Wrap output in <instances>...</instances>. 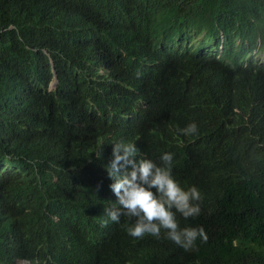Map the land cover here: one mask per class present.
<instances>
[{
    "label": "clouds",
    "instance_id": "1",
    "mask_svg": "<svg viewBox=\"0 0 264 264\" xmlns=\"http://www.w3.org/2000/svg\"><path fill=\"white\" fill-rule=\"evenodd\" d=\"M172 2L179 9L183 5V0H0V110L3 120L26 130L24 152L33 159L46 153L63 161L60 124L75 137L94 124H106L103 154L101 146L83 168L63 166L79 171L84 182L80 187L71 182L68 202L89 205L101 217L102 229L115 230L126 216L134 219L126 228L130 237L160 238L163 233L188 251L207 237L203 228H181L177 214L199 216L201 192L182 187L172 175L173 153L164 152L158 162L143 158L136 129L153 99L150 89L174 67L209 73L212 81L219 74L236 75L253 56L256 64L264 63V49L258 39L250 51L236 20L240 31L229 32L224 24L202 33L172 23L161 29L159 11ZM12 59L37 70L15 73ZM70 63L77 66L73 84L56 66ZM81 79L97 86L99 94L79 93ZM61 87L71 88L73 97L53 96ZM179 133L195 136L198 126L190 122ZM87 151L81 149L80 160ZM2 166L7 164H0V264H31L14 253L28 219L20 204L4 194Z\"/></svg>",
    "mask_w": 264,
    "mask_h": 264
},
{
    "label": "trees",
    "instance_id": "2",
    "mask_svg": "<svg viewBox=\"0 0 264 264\" xmlns=\"http://www.w3.org/2000/svg\"><path fill=\"white\" fill-rule=\"evenodd\" d=\"M159 15L163 30L172 23L202 33L224 24L229 32L244 31L250 51L258 39L264 49V0H183L180 9L168 3ZM9 64L15 73L37 70L14 59ZM56 66L73 84L76 64ZM243 71L219 74L212 81L209 73L174 67L151 87L148 113L137 125L143 158L158 162L164 152L173 153L172 175L182 187L201 192L199 216L184 219L177 214L181 228H203L207 237L188 251L163 233L160 238L130 237L126 228L134 219L126 216L115 230L102 229L101 217L89 205L68 202L71 182L79 187L84 182L79 171L63 166L83 168L101 146L103 154L106 124H94L80 137L60 124L63 161L46 153L33 159L24 152L26 130L3 120L0 110V164H7L2 166L4 194L20 204L28 219L27 233L14 253L31 264H264V63L256 64L253 56ZM78 92L99 94L97 86L83 79ZM52 95L73 97L69 87ZM190 122L197 124L198 134H180ZM86 147L88 157L80 160Z\"/></svg>",
    "mask_w": 264,
    "mask_h": 264
}]
</instances>
